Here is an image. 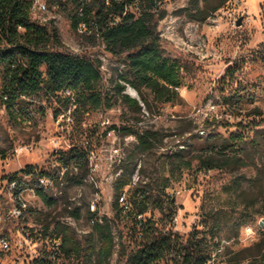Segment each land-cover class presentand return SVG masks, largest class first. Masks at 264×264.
Listing matches in <instances>:
<instances>
[{"label": "rangeland", "instance_id": "obj_1", "mask_svg": "<svg viewBox=\"0 0 264 264\" xmlns=\"http://www.w3.org/2000/svg\"><path fill=\"white\" fill-rule=\"evenodd\" d=\"M39 1L45 9H34L30 18L56 29L60 46L54 48L100 61V89L108 93L110 106L70 115L71 108L65 110L55 97L39 92L28 100L26 118H14L0 103V175L27 164L53 170L58 165L56 151L86 147L89 171L83 183L56 187V202L44 214L55 212L83 247L89 239L98 246V233L89 220H107L114 246L108 261L100 264H124L130 248L129 220L112 202L115 178L133 166L129 193L146 190L148 214L159 219L160 227L172 210L171 228L183 239L197 231L209 247H217L212 253L218 264H246L264 254V0H198V7L208 11L201 20L190 15L194 0H163L159 43L165 55L179 61L183 83L168 102H153L144 90L150 109L126 85L123 92L139 99V111L114 92L122 66L116 57L99 39L71 27L67 12L73 1ZM112 126L135 133L151 130L154 146L140 151L135 134ZM208 135H215L214 148L226 141L225 154L238 155L243 163L200 166L193 156ZM238 143L246 149L237 148ZM68 205L79 206L78 219L69 216ZM212 233L217 234V246ZM83 253L62 255L60 263L98 264L87 262Z\"/></svg>", "mask_w": 264, "mask_h": 264}, {"label": "trees", "instance_id": "obj_2", "mask_svg": "<svg viewBox=\"0 0 264 264\" xmlns=\"http://www.w3.org/2000/svg\"><path fill=\"white\" fill-rule=\"evenodd\" d=\"M72 1L73 9L67 12L71 27L99 39L105 50L122 65L117 69L114 89L122 102L138 111L141 109L139 99L123 92L126 85L135 90L148 109L151 108V101L144 90L151 94L153 102L172 101L178 95L177 89L183 83L181 65L177 59L164 54L157 31V21L165 14V9L161 7L163 0ZM193 3L194 11L190 15L198 20L204 19L208 11L198 7V0ZM31 4L32 0H0V103L8 114L14 118L26 116L28 100L39 92L55 97L63 103L65 110L71 108L70 115L88 111L89 108L110 106L108 93L103 95L100 89V61L54 48L55 45L60 46L56 29L32 20ZM218 6H212L210 10ZM50 43L54 46H50ZM238 100L235 99L236 102ZM110 128L135 134L136 146L140 151H147L154 146L155 135L151 130L135 133L124 126ZM214 138L215 135H208L201 140L200 151L193 156L200 166L210 169L243 163L238 155L225 154L224 150L228 148L226 141H221L218 148H214ZM252 141L256 144V140ZM238 144L237 148L246 149L244 143ZM55 154L58 163L56 169L65 167L61 175L56 173V185L60 188L82 184L89 171V150L72 145ZM176 163L181 162L177 160ZM183 163L189 166L188 161ZM32 169V165L27 164L13 171L12 175L30 173ZM134 170V166L122 170L113 183L112 207L130 223V248L124 264H218L212 253L217 247H209L204 237H198L197 231L193 229L183 239L172 230V210L166 213L164 228L159 226V219L151 214L138 225L135 216L150 212V198L143 188L132 189L129 193ZM18 184L19 187H33L45 205L54 203L51 196L36 185V176L28 180L19 178ZM126 186L128 188L124 190ZM123 193L131 205L126 211L118 201ZM167 202L173 204L172 198L168 197ZM68 214L78 219L79 206H72ZM90 220L98 233V246L89 239L83 247L69 225L57 222L56 229L62 242L60 251L62 255L71 257L84 251L87 262H107L114 246L110 225L107 220L102 221L100 218ZM216 238L217 234L212 233L210 239L215 246L218 244ZM246 264H264V254L252 258Z\"/></svg>", "mask_w": 264, "mask_h": 264}, {"label": "built area", "instance_id": "obj_3", "mask_svg": "<svg viewBox=\"0 0 264 264\" xmlns=\"http://www.w3.org/2000/svg\"><path fill=\"white\" fill-rule=\"evenodd\" d=\"M34 9H45V3L32 0L30 12ZM30 165L33 167L30 173L13 176L12 171L0 175V264H61L62 242L56 229L58 216L55 212L44 214V211L50 210L56 202L58 186L55 176L56 173L61 175L65 167L52 170L44 169L37 164ZM32 176H36V185L54 200L52 205H45L33 187H19V178L28 180ZM126 189L127 186L124 190ZM118 201L124 211L131 206L124 193L120 195ZM90 206L93 207L94 204L91 203ZM67 207L71 208L69 205ZM148 215L136 214L135 220L138 221V225ZM172 220L173 216L170 224Z\"/></svg>", "mask_w": 264, "mask_h": 264}, {"label": "bare ground", "instance_id": "obj_4", "mask_svg": "<svg viewBox=\"0 0 264 264\" xmlns=\"http://www.w3.org/2000/svg\"><path fill=\"white\" fill-rule=\"evenodd\" d=\"M131 93H132L133 95H135V91H134L133 89H131Z\"/></svg>", "mask_w": 264, "mask_h": 264}]
</instances>
